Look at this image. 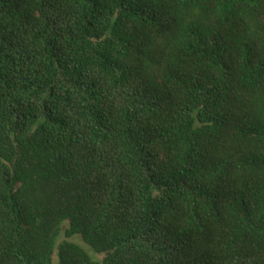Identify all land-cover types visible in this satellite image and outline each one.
Masks as SVG:
<instances>
[{
	"label": "trees",
	"instance_id": "obj_1",
	"mask_svg": "<svg viewBox=\"0 0 264 264\" xmlns=\"http://www.w3.org/2000/svg\"><path fill=\"white\" fill-rule=\"evenodd\" d=\"M0 264H264V0H0Z\"/></svg>",
	"mask_w": 264,
	"mask_h": 264
}]
</instances>
